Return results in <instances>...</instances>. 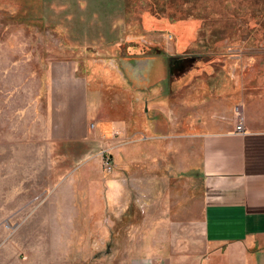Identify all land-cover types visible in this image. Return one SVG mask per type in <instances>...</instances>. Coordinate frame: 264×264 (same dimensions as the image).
<instances>
[{
	"label": "rangeland",
	"instance_id": "obj_1",
	"mask_svg": "<svg viewBox=\"0 0 264 264\" xmlns=\"http://www.w3.org/2000/svg\"><path fill=\"white\" fill-rule=\"evenodd\" d=\"M109 59L120 67L143 60L137 65L143 64L139 80L147 87L146 101L155 89L173 98L180 86L187 97L191 88L203 92L208 102L210 89L217 97L233 86L255 117L264 109V0H0V250L8 249L0 252V264L124 261L125 254L104 250L66 252L56 226L69 223L46 218L79 208L60 202L84 191L60 180L61 171L81 167L102 172L103 178L110 174L104 173L100 154L65 157L59 142L67 126L77 123L83 98L76 81L66 77L67 65L74 62L76 75L90 76ZM173 59L186 61L175 71ZM118 73L124 76V68ZM134 83L140 88L137 78ZM102 91L99 105L89 107L93 113L98 107L104 120L117 104ZM129 102L120 103L122 119L129 115ZM137 112L133 119L141 124ZM134 210L141 213L139 206ZM37 229L43 238H31Z\"/></svg>",
	"mask_w": 264,
	"mask_h": 264
},
{
	"label": "crops",
	"instance_id": "obj_2",
	"mask_svg": "<svg viewBox=\"0 0 264 264\" xmlns=\"http://www.w3.org/2000/svg\"><path fill=\"white\" fill-rule=\"evenodd\" d=\"M142 61L120 67L103 60L90 76L76 75L74 62L67 65L66 77L83 98L77 123L59 141L63 156L88 159L108 150L114 167L105 178L81 167L61 171L60 180L84 189L60 200L77 210L46 217L69 223L56 226L65 251L125 254L119 264H264V109L251 117L233 86L217 97L210 89L208 102L203 92L191 88L187 97L180 86L173 98L155 89L146 101ZM136 78L140 88L132 86ZM102 90L117 104L104 120L98 107L95 113L89 107L99 105ZM124 99L130 100L127 119L119 114ZM136 112L143 123L133 119ZM30 234L41 239L45 233Z\"/></svg>",
	"mask_w": 264,
	"mask_h": 264
},
{
	"label": "built area",
	"instance_id": "obj_3",
	"mask_svg": "<svg viewBox=\"0 0 264 264\" xmlns=\"http://www.w3.org/2000/svg\"><path fill=\"white\" fill-rule=\"evenodd\" d=\"M235 111H236L238 119H239V124L237 125V131H241L242 130V124H241L242 117H241V113H240V108L236 107ZM100 158H101V166H102L104 173H107V174L111 173L114 166H113V163L111 161V157H110L109 153H107L106 150L101 151Z\"/></svg>",
	"mask_w": 264,
	"mask_h": 264
},
{
	"label": "flooded vegetation",
	"instance_id": "obj_4",
	"mask_svg": "<svg viewBox=\"0 0 264 264\" xmlns=\"http://www.w3.org/2000/svg\"><path fill=\"white\" fill-rule=\"evenodd\" d=\"M185 61H186V59H178V60L177 59H173L171 64L175 65V71H176L177 68L179 66H181L183 64V62H185Z\"/></svg>",
	"mask_w": 264,
	"mask_h": 264
}]
</instances>
